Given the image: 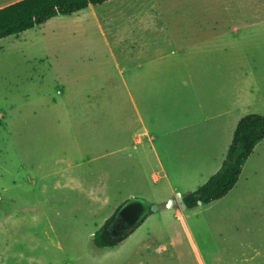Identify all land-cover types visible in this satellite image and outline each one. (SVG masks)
I'll return each mask as SVG.
<instances>
[{"label":"rangeland","instance_id":"rangeland-1","mask_svg":"<svg viewBox=\"0 0 264 264\" xmlns=\"http://www.w3.org/2000/svg\"><path fill=\"white\" fill-rule=\"evenodd\" d=\"M16 1L0 0V8ZM121 4L161 20L143 37L159 40L164 54L173 51V64L199 54L184 39L197 38L193 28L203 23V88L197 61L185 66L193 68L187 83L173 84L161 100L141 99L144 93L121 84L126 63L117 56L107 67L113 89L90 93L96 107H86L72 92L73 54L103 53L99 34L84 36L58 15L0 39V264H264V139L227 195L178 207L197 170L203 178L215 172L231 142V132L205 136L224 119L218 88L238 86L239 116H264V0H109L98 7L115 17ZM168 36L176 44H163ZM91 62L98 74L101 61ZM202 126L203 139L194 135ZM144 129L154 143L135 141ZM64 168L79 179L57 182ZM130 201L149 207L143 221L117 236L116 246L97 247L94 232Z\"/></svg>","mask_w":264,"mask_h":264},{"label":"crops","instance_id":"crops-1","mask_svg":"<svg viewBox=\"0 0 264 264\" xmlns=\"http://www.w3.org/2000/svg\"><path fill=\"white\" fill-rule=\"evenodd\" d=\"M98 6L99 5H89L87 8L75 12L72 15H65L68 19L74 21L73 28H79L84 32H87L84 36L90 34L89 32H96L99 34L100 47L104 51L103 53L73 54L72 92L76 93L75 95L79 105L83 101L84 106L86 107H96V105H94L95 103H93L96 102V100L94 96L90 95V93H95L97 90L105 92L108 91V89H113L110 87L113 84L112 73L107 67L110 65V60L115 61L117 56L122 59L123 63H126L125 66L123 65L121 69H118L121 84H123L125 91L130 93L133 89L139 92L140 95L141 93H144V96L140 97L141 99H149L156 96L158 100H161L165 97V94L171 90L173 84L184 85L187 83L184 74L185 72H192L188 69L193 68L185 66L192 64V62L197 63V61L201 62L200 67L196 69V72L200 73L202 76L203 88V23L193 28V32L200 35L196 36L197 38L195 39L192 37V42L186 43L185 41L187 38L181 36L185 38V49L193 48L197 50L199 54L194 55L186 61L173 64L171 61V56L174 54L173 51H171L170 54H164L161 50V42L159 40L151 37H143L144 32L151 34L154 33V30L157 29L158 24L161 21L159 18L152 15L144 16L141 13V10L140 13H137L138 6L135 5L126 7L122 4L118 5L116 7L118 14L115 17L112 15V12L114 11L107 13L101 12ZM124 7L127 9L126 11L123 9ZM120 20H122V23H117L120 22ZM96 40L98 39L96 38ZM102 42H104V44ZM162 43L167 44L168 46L176 44L175 39L171 36L164 39ZM106 47L108 49L105 52ZM117 50L118 53H115L114 51ZM83 57L85 58L84 60L88 61L79 63V60L83 59ZM93 60L101 61L99 65L103 68L96 70L98 74H95V71L93 70L95 68L92 67L91 61ZM114 66L118 67L119 64L115 62ZM190 80L192 81V79ZM114 90H117V88H114ZM248 91L245 89L246 93H248ZM57 92L60 93V90H57ZM82 93H86V96L83 97ZM195 93H197V91H195ZM193 94L194 92H192V95ZM218 99L220 100L219 104L225 106L219 114L220 117H224V119L216 124L213 133L209 132L205 134L207 137L217 138L219 137V134L225 132H231L234 135L237 124L243 117L237 114V112L240 111V108L238 107L239 91L238 86H234L233 82L227 88H224L223 86L218 88ZM196 106L197 109L201 107L203 108L201 102H196L193 105V108ZM181 128L184 127L176 128L175 130ZM143 133H145L144 136ZM194 135H199V138L203 139V126L201 127V132ZM143 137H146L149 139V142L152 141L153 143L157 140L147 129H144L142 133H139L138 136L135 137V141L138 144H143ZM151 149L155 152L153 145L151 146ZM222 162L220 163L222 164ZM218 163L217 160L214 166V171H216L212 172L208 177L203 178V168L199 169V171L197 170L198 173L194 178L197 181V184L193 190L188 192V194L194 192L219 170L221 164L219 165ZM69 166H72V164L70 163ZM74 172L75 171L72 169H62V177L59 178L60 181L57 182L63 183L65 180H68V182H71L74 179L78 180L79 175ZM178 207L184 208L181 205H178ZM175 214L179 219L183 220L184 227L187 229L184 214L180 210H177Z\"/></svg>","mask_w":264,"mask_h":264},{"label":"trees","instance_id":"trees-1","mask_svg":"<svg viewBox=\"0 0 264 264\" xmlns=\"http://www.w3.org/2000/svg\"><path fill=\"white\" fill-rule=\"evenodd\" d=\"M108 0H18L0 8V39L23 33L58 15H72L89 5H101ZM264 139V116L244 115L234 131L227 154L219 168L203 185L185 195V208L209 204L225 195L236 185L242 167L254 147ZM113 217L94 232L97 247H114L119 239H111L107 227Z\"/></svg>","mask_w":264,"mask_h":264},{"label":"water","instance_id":"water-1","mask_svg":"<svg viewBox=\"0 0 264 264\" xmlns=\"http://www.w3.org/2000/svg\"><path fill=\"white\" fill-rule=\"evenodd\" d=\"M181 206L185 207L182 203V199H180ZM149 207L142 202L139 201H130L127 204L121 206L115 216L113 217V224L127 222L126 227V236L121 233V239H124L129 235L135 228H137L140 223L143 221L146 212H148ZM94 237V235H93Z\"/></svg>","mask_w":264,"mask_h":264},{"label":"flooded vegetation","instance_id":"flooded-vegetation-1","mask_svg":"<svg viewBox=\"0 0 264 264\" xmlns=\"http://www.w3.org/2000/svg\"><path fill=\"white\" fill-rule=\"evenodd\" d=\"M127 226H128L127 222H125V221L121 222V223H116L115 225L113 224V221H111V223L107 227V233L111 239H116L117 236L121 235V233H124L123 235L126 234V227Z\"/></svg>","mask_w":264,"mask_h":264}]
</instances>
